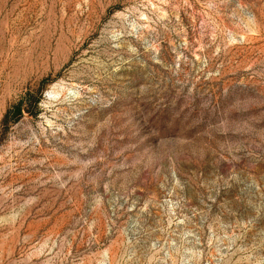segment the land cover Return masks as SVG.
Returning a JSON list of instances; mask_svg holds the SVG:
<instances>
[{
    "label": "rangeland",
    "instance_id": "374dc122",
    "mask_svg": "<svg viewBox=\"0 0 264 264\" xmlns=\"http://www.w3.org/2000/svg\"><path fill=\"white\" fill-rule=\"evenodd\" d=\"M0 264H264V0H0Z\"/></svg>",
    "mask_w": 264,
    "mask_h": 264
},
{
    "label": "trees",
    "instance_id": "16d2710c",
    "mask_svg": "<svg viewBox=\"0 0 264 264\" xmlns=\"http://www.w3.org/2000/svg\"><path fill=\"white\" fill-rule=\"evenodd\" d=\"M41 101L39 98L36 102L38 104ZM29 103V96L27 95L20 102L12 106L4 116L3 126H9L11 124H16L18 120L24 115L26 111L27 104Z\"/></svg>",
    "mask_w": 264,
    "mask_h": 264
}]
</instances>
